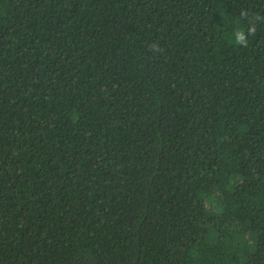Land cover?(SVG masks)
I'll return each mask as SVG.
<instances>
[{
  "label": "trees",
  "instance_id": "1",
  "mask_svg": "<svg viewBox=\"0 0 264 264\" xmlns=\"http://www.w3.org/2000/svg\"><path fill=\"white\" fill-rule=\"evenodd\" d=\"M0 264H264V0H0Z\"/></svg>",
  "mask_w": 264,
  "mask_h": 264
},
{
  "label": "clouds",
  "instance_id": "2",
  "mask_svg": "<svg viewBox=\"0 0 264 264\" xmlns=\"http://www.w3.org/2000/svg\"><path fill=\"white\" fill-rule=\"evenodd\" d=\"M248 34H251V30L249 31ZM234 35H235V43L237 45H242V46L247 45V42H248L247 35L243 29H238Z\"/></svg>",
  "mask_w": 264,
  "mask_h": 264
}]
</instances>
